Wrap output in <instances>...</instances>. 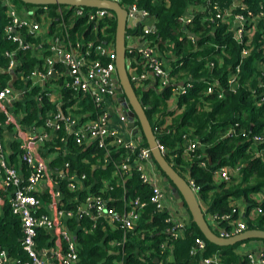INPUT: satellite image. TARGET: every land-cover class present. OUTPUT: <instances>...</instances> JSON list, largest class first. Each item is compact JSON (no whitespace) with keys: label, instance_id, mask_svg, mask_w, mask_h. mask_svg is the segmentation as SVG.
Masks as SVG:
<instances>
[{"label":"built area","instance_id":"1","mask_svg":"<svg viewBox=\"0 0 264 264\" xmlns=\"http://www.w3.org/2000/svg\"><path fill=\"white\" fill-rule=\"evenodd\" d=\"M108 1L117 3L124 9L129 21L125 34V68L133 90L152 89L157 95H161L165 89H169L166 102L173 101V106L170 108L173 116L169 117L173 118L181 111L176 105L177 99L191 88L190 81L188 78L178 79L183 76L173 74L168 62L146 39V36L154 30V22L144 10H139L134 3L120 4L122 0ZM150 1L167 2V0ZM206 1L205 4L211 14L207 20L221 24L228 23L227 32L231 34L232 39L239 45L248 47L253 35L258 30L256 24L262 15H252L244 5L237 1H233L226 8H219L214 2ZM0 3L4 7L7 17V23L2 29V37L15 45V50L4 53L7 59L5 71L12 73L15 69V53L17 51L33 47L26 41L22 32L33 36V38L37 37L36 40L39 41L37 47L35 46L36 49L45 47L49 52V55L43 58L41 67L19 77L25 87L22 86L23 88L15 92L8 87V83L0 88V114L4 118V125L11 128L12 138L19 142V161L24 164L27 170L23 181L22 175L8 165L7 154L0 136L1 188L7 196L6 203L10 214L19 220L20 246L26 257L24 262L16 261L14 264H73L77 262L76 243L65 225V220L68 219L79 221L86 217L92 223V227L102 224L111 233L119 231L120 238L110 241V246L121 250L127 235L136 230L139 219L148 204L155 211L166 213L163 220L166 228L162 232L165 240L160 243L159 252L163 254L167 249L170 250V242H174L184 235L188 226V218L175 205L168 185L162 184L163 179L161 181L149 150L142 144V141H137L136 136L140 131L135 119H133V126L128 127L127 113L130 108L118 90L119 85L115 78L113 40L112 42L109 40L101 42L98 39L83 40L79 36L72 39L69 33L72 26L69 21L65 24L63 20V16L70 12V19L84 18L89 26L92 25L90 33L94 37L99 34L101 38H107L106 30L109 28V22L114 21L113 13L97 9L85 12L83 8L67 6H56L54 10L49 6L17 9L11 0H0ZM201 10L203 9H188L178 18V22L184 28L187 40L192 44H195L196 37L185 32V28L193 19V14ZM50 12L59 16V23L56 25V28H60L58 34L53 32L48 35L51 23ZM99 24H101L100 27ZM262 34L264 39V32ZM260 49L264 57V44ZM246 54L247 49L242 48L241 56L244 57ZM166 57L169 58L168 55ZM259 66L264 72V62ZM206 67L210 71L213 64L208 61ZM238 72L239 69L236 67L234 73H230L227 77L226 86L229 92H233L238 87ZM52 80L54 81L53 87L58 91L59 102L56 103V111L43 120L41 128L32 126L27 134L22 136L24 129L10 110L12 103L22 98L35 86L50 102L51 97L45 90V85H48L47 81ZM63 91L69 93L73 100L66 101L67 106L64 110L61 108L65 103L62 99ZM223 93L224 90L218 87V82L214 79L207 83L203 92L205 96L213 95L217 99H221ZM84 98L92 106V111H80V99ZM263 99L264 97H261V100ZM37 101H39L38 98ZM157 122L153 128L150 126L153 136L157 129L164 130L170 123L169 119L164 122L158 119ZM0 128H2L1 124ZM36 129L41 130L35 132ZM229 132L233 133V130ZM58 133H62V137L66 136V140L69 138L81 151L89 148L99 150L101 158L97 161H100L103 167L111 165L112 168L110 179L101 182L97 194L86 193L81 200L75 195L68 201L73 204V208H67L63 203L59 182H64L67 192L76 194L88 190V187L84 185L85 175L70 170L68 162H65L60 170L55 168L51 170L48 168V163L52 159L46 162L37 156L38 150L43 147L44 142L56 137ZM241 136L244 137L245 134L242 133ZM63 139L59 138V141L63 143ZM182 140L184 141L182 153L189 156L196 149L197 142L187 135H184ZM248 140L255 144L262 142V137L253 135ZM155 142L158 150L165 153L163 146H160L156 139ZM54 149L55 157L61 147ZM62 150L64 154H67V151ZM118 152L120 160L116 162L111 158V153ZM198 165L204 168L205 162H200ZM132 171L135 172L140 183L149 188L148 199L144 201L138 197L122 198L121 209L115 210L110 204L114 203L116 199L103 198L100 193L110 190L111 185L123 188ZM237 172L238 167L234 169L221 167L212 171V177L216 181L227 182L229 175L237 174ZM184 180L196 198L198 187L187 177H184ZM37 195H39L38 198ZM41 195L47 198V205L53 212L52 216L37 214L42 206V201L39 199ZM257 195L256 205L246 215L247 218H254L263 213L264 190ZM230 207L229 213L206 216L211 228L218 229L215 235L220 238H228L246 230L244 210L235 204ZM221 223H226L229 230H219L218 226ZM39 229L46 231L49 236L48 242H50L47 247L40 249L36 245V232ZM83 230L90 232L88 229ZM243 243H240L241 248H245ZM205 249V242L200 238H194L188 254L191 257H198L200 264H221L217 252L203 257ZM244 260L246 264H264V249H259L256 254H246ZM9 262L6 253L0 251V264H10Z\"/></svg>","mask_w":264,"mask_h":264},{"label":"trees","instance_id":"2","mask_svg":"<svg viewBox=\"0 0 264 264\" xmlns=\"http://www.w3.org/2000/svg\"><path fill=\"white\" fill-rule=\"evenodd\" d=\"M233 1L244 5L252 15H262L256 24L258 30L253 35L248 47L239 45L232 39L231 34L227 32L228 23L221 24L207 20L211 14L205 4L206 0H167L166 3L151 2L150 0H122L120 4L134 3L139 10H144L152 18L154 30L146 36V39L168 62L172 73L183 76L178 79L188 78L191 83V88L177 99L176 105L181 111L172 118L164 130L157 129V132H154L156 141L166 151L165 161L180 177H187L198 187L196 201L202 209L204 218L208 215L229 213L230 206L240 202L244 206L243 215L246 230L264 231L263 203L261 215L254 218L246 216L256 205L254 198L258 192L264 190V99L261 100V97H264V72L259 66L264 62L260 49L264 44L262 34L264 32V0H209V3L214 2L219 8H226ZM11 2L17 9L32 7L17 0H11ZM49 8L54 10L56 6H49ZM193 8L203 9L193 14V19L185 28V32L196 37L195 44L187 40L184 28L178 22V18L186 10ZM83 11H90V9L83 8ZM69 17L70 12L63 16V20L65 24L69 21L72 26L69 29L72 39L79 36L83 40L98 39L101 42L104 40L112 42L115 25L113 20L109 22V28L106 30L108 37L101 38L99 34L94 37L90 33L92 25L90 28L84 18L70 19ZM50 18L48 35L53 32L60 33V28H56L59 16L50 12ZM6 23L5 10L0 3V88L12 82L13 90H20L22 82L19 77L41 67L43 58L48 56L49 52L45 47L40 49L32 47L24 51H17L15 53V69L12 73L6 72L7 59L4 53L15 50V45L2 37V29ZM100 26L101 24H99ZM25 38L29 43L35 45L38 43L28 35H25ZM242 48L247 49V54L244 57L241 56ZM167 55L169 58L166 57ZM208 61L213 64L210 71L206 67ZM236 67L239 69L238 87L233 92H229L226 86L227 77L230 73H234ZM211 79L216 80L218 87L224 90L221 99L203 94ZM134 93L152 128L159 117L173 116V112L166 107L169 89H165L161 95H157L152 89L134 90ZM62 99L65 103L61 108L64 110L67 106L66 101L73 100L69 93L64 91ZM80 100V111H92V106L85 98ZM10 110L18 118L21 127L29 129L32 126H42L43 120L54 113L56 107L35 86L22 98L15 100ZM3 122L4 118L0 114V124L2 125L0 130L8 131L11 138L7 145V163L22 175L24 181L27 170L24 164L19 161V142L12 138L11 128L4 125ZM230 130H233V133H230ZM242 133L245 134L244 137L241 136ZM184 135L197 142L196 149L189 156L182 153L184 144L182 137ZM253 135L261 136L262 142L255 144L250 142L248 138ZM62 136V133H58L56 137H52L47 142L49 151H54L55 147H61L57 151V156L48 163V167L60 170L63 164L68 162L70 170L85 175L84 185L88 187V190L76 194L67 192L64 182H59L63 203L67 208H73V204L68 201L75 195L81 200L86 193L97 194L101 182L110 179L112 168L111 165L103 167L101 162L97 161L101 158L99 150L89 148L81 151L69 138L66 140V136ZM59 138H64L63 143L59 141ZM62 149L67 151V154H64ZM119 152L111 153V158L116 162L120 160ZM92 154L95 155L92 156ZM200 162H205L204 168L199 167ZM93 167L94 169H92ZM221 167L231 169L238 167V172L236 175L230 174L227 182L213 180L212 171ZM161 175L163 176L162 173ZM111 186L110 190L100 194L103 198L116 199L114 203L110 204L115 210L121 209L122 198L138 197L147 201L149 196V188L140 183L134 171L128 175L123 188ZM39 199L44 202L47 198L41 195ZM37 214H42V209H39ZM165 217V212H157L148 204L139 219L136 230L127 235L121 250L109 245L110 241L120 238L119 231L111 233L102 224L92 227V223L86 217L79 221L65 220L66 228L72 232L76 243L78 260L73 264H120V262L121 264H199L198 257H191L188 254L194 238H200L206 244L203 257L217 252L222 259L221 264H246L244 258L240 263L239 256L234 253L236 245L217 247L205 241L189 217L184 235L176 241L170 242L171 249H167L165 253L161 254L159 245L165 240L162 233L166 228L163 223ZM77 224L80 228L88 229L90 232L85 233L77 227ZM218 228L219 230H229L226 223L219 224ZM210 229L214 234H217L218 229L211 228V226ZM48 239L46 231L37 230L36 245L38 249L43 245L47 247ZM20 240L19 220L10 214L8 205L4 202L0 209V251L8 255L10 262L22 263L26 260ZM254 241L264 244L263 240Z\"/></svg>","mask_w":264,"mask_h":264},{"label":"water","instance_id":"3","mask_svg":"<svg viewBox=\"0 0 264 264\" xmlns=\"http://www.w3.org/2000/svg\"><path fill=\"white\" fill-rule=\"evenodd\" d=\"M24 5L30 6H67L70 8H84L108 10L114 15V33H113V49H114V68L115 78L119 85V91L127 102L130 111L127 113L128 127H132L135 119L139 127V135L136 136L137 141L143 142L149 150L150 157L160 172L163 174V182L169 181L168 188L174 201L178 207L185 209L187 218L195 225L201 236L208 243L217 247H227L243 243L249 240H263L264 231L245 230L228 238H220L210 229L209 224L204 218L201 207L191 189L188 187L184 178L180 177L172 167L165 161L164 155L158 150L155 138L152 134L150 124L145 117L143 108L141 107L137 96L128 79L125 68V34L129 26L126 18V11L117 3L108 0H17ZM13 77V75H12ZM14 78V77H13ZM12 82L8 87L12 88ZM13 90V89H12ZM184 212V211H183ZM6 256H8L6 254Z\"/></svg>","mask_w":264,"mask_h":264},{"label":"crops","instance_id":"4","mask_svg":"<svg viewBox=\"0 0 264 264\" xmlns=\"http://www.w3.org/2000/svg\"><path fill=\"white\" fill-rule=\"evenodd\" d=\"M25 33L24 32H22V35H24ZM25 35H27V34H25ZM25 35H24V37H25ZM28 36H30V35H28ZM31 38H33V36H30ZM35 41H39V40H36L37 39V37L36 38H33ZM39 39V38H38ZM95 40V39H94ZM27 41V40H26ZM29 43V42H28ZM29 44H31V45H33V47H37V44L35 45V44H33V43H29ZM35 47V48H36ZM53 80L52 81H47V83H48V85H45V90L49 93V97H51V101H50V103L51 104H53L55 107L57 106V102H59V100H58V98H57V90L53 87ZM22 86L23 87H25V85L24 84H22ZM22 87V88H23ZM13 89V88H12ZM15 92H16V90H15ZM171 106H173V101H171L170 103L169 102H166V107H167V109L168 110H170V108H171ZM49 116V115H48ZM47 116V117H48ZM169 119V122H171V120H172V118H169V116H161V117H159V120L161 121V122H164V121H166V120H168ZM37 128H41V126H39V127H37ZM28 130L29 129H24L22 132V136H25L26 134H27V132H28ZM41 129H36L35 130V132H39ZM0 136H1V141H2V144H3V146H4V150L6 151V154L8 153V142L11 140V138H10V133L8 132V131H5L4 129H2L1 131H0ZM48 141H50V139H48L47 141H45L44 142V145H43V147H41L39 150H38V153H37V156H38V158H40L41 160H43V161H48V160H46V158L52 153V152H54V154H55V149H54V151H49V145L47 144V142ZM49 168V167H48ZM50 169V168H49ZM48 169V170H49ZM92 169H94V167L92 168ZM52 170V169H51ZM50 171V170H49ZM233 175H236V174H233ZM0 180H1V176H0ZM213 180H215V179H213ZM216 181V180H215ZM260 192V191H259ZM258 192V193H259ZM38 196L39 195H37V198H38ZM45 197V196H44ZM46 198V197H45ZM253 198V197H252ZM257 198H258V195H256V197L254 198V200L256 201L257 200ZM40 201H42L41 199H40ZM4 202H7V196H6V194H5V192L2 190V188H1V181H0V209L3 207V204H4ZM48 200L46 199V201H42V206H41V208L40 209H42V214H46V215H49V216H52V214H53V212L51 211V209L48 207ZM175 205L177 206V208L183 213V215H185V217H187V215H186V213H185V211H184V209H183V211L181 210V208L180 207H178V205H177V203L175 202ZM237 206L239 207V208H242L243 210H244V206H243V204H241L240 202H238V204H237ZM77 227L79 228V229H81V230H83V229H85V228H80V226L77 224ZM67 229V228H66ZM68 230V229H67ZM69 231V230H68ZM84 231V230H83ZM70 232V231H69ZM86 233V232H85ZM70 234L72 235V232H70ZM72 237H73V240H74V236L72 235ZM47 243V242H46ZM49 244H50V242H48ZM244 244V246H245V243H243ZM47 245V244H46ZM109 245H110V242H109ZM246 246H248V248L249 249H247L243 254H241V253H239L235 248H234V253L237 255V256H239V262L241 263L242 261H243V258H244V256L246 255V254H256L258 251H259V249H264V244L263 243H261L260 241H248L247 242V244H246ZM44 247V245L42 246V248ZM111 247V246H110ZM218 255H219V253H218ZM8 257V256H7ZM220 257V256H219ZM8 260L10 261V259H9V257H8ZM220 260H221V263H222V259H221V257H220ZM10 264H14V261H11V262H9ZM200 264V263H199Z\"/></svg>","mask_w":264,"mask_h":264},{"label":"rangeland","instance_id":"5","mask_svg":"<svg viewBox=\"0 0 264 264\" xmlns=\"http://www.w3.org/2000/svg\"><path fill=\"white\" fill-rule=\"evenodd\" d=\"M54 155H55L54 152H52V153L46 158V160H51V159L54 157ZM155 168H156L157 173H158L159 176L161 177V181H162L163 176H162L161 173L159 172L158 167H157L156 165H155ZM183 178H184V177H183ZM169 183H170L169 181H166V183H163V182H162V184H164L165 186H167ZM206 222L209 224V222H208L207 220H206ZM209 225H210V224H209ZM247 242H248V241H245V242H244V243H245V248H241V245H240V244H236L235 249H236L239 253L243 254L247 249H249L248 246H246Z\"/></svg>","mask_w":264,"mask_h":264}]
</instances>
